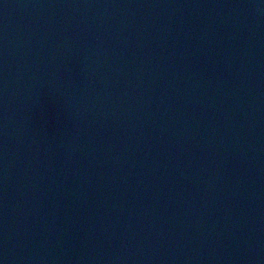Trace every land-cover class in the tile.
<instances>
[{
    "label": "water",
    "instance_id": "95a60500",
    "mask_svg": "<svg viewBox=\"0 0 264 264\" xmlns=\"http://www.w3.org/2000/svg\"><path fill=\"white\" fill-rule=\"evenodd\" d=\"M0 264H264V0H0Z\"/></svg>",
    "mask_w": 264,
    "mask_h": 264
}]
</instances>
